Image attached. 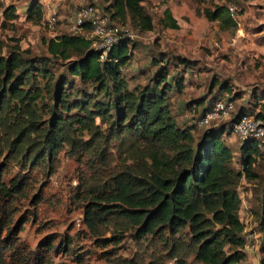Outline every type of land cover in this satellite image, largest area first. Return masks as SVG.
I'll return each instance as SVG.
<instances>
[{
  "label": "trees",
  "instance_id": "obj_1",
  "mask_svg": "<svg viewBox=\"0 0 264 264\" xmlns=\"http://www.w3.org/2000/svg\"><path fill=\"white\" fill-rule=\"evenodd\" d=\"M102 1L112 21H127L139 32L153 28L142 0ZM0 9L5 21L15 18L13 5L3 8L0 1ZM201 14L217 21L221 29L235 26L226 4L204 8ZM41 16L39 2L32 1L26 17L38 21ZM158 23L162 28H178L168 8ZM45 46L52 58L66 61L57 76L48 69L49 59L30 57L17 45L0 55V156L6 149L7 162L19 165L6 183L1 179L6 164L0 170V232L6 231L0 248L8 250L16 264L30 259L39 263L36 255L29 258L30 252H20L11 237L19 225L10 228L12 202L24 195L31 169L51 172L57 153L65 148L64 153L83 160L92 173L99 174L109 166L108 150L114 148L122 156L121 168L107 172L103 181L92 178L82 191V220L95 242L113 247L118 237L128 233L138 243L158 241L164 257L175 264H241L244 226L238 216L236 183L242 177H259L255 165L264 161V142L240 143V169L234 170L231 150L221 137L230 134L232 124L243 115L264 121V103L257 105L258 99L264 100V87L252 93L257 111L240 106L228 121L203 128L193 143L191 127L177 126L170 115L168 92L180 90L182 83L181 78L173 82L177 76L170 74L165 59L151 58L155 69L143 87L129 89L121 68L131 58L134 43L130 39H119L102 59L101 50L93 48L92 40L81 33L56 35ZM68 77L91 84L92 92L72 89ZM220 85L230 91L224 82ZM216 101L215 97L206 104L201 101L196 118ZM43 113L48 119L42 123ZM258 220V231L264 234V181ZM110 226L111 235L99 238ZM64 243L67 246L70 239ZM45 245L50 250L51 243ZM261 249L264 253V244ZM122 264L142 263L131 258Z\"/></svg>",
  "mask_w": 264,
  "mask_h": 264
},
{
  "label": "rangeland",
  "instance_id": "obj_2",
  "mask_svg": "<svg viewBox=\"0 0 264 264\" xmlns=\"http://www.w3.org/2000/svg\"><path fill=\"white\" fill-rule=\"evenodd\" d=\"M0 1L3 8L13 5L16 15L5 21L0 9V55H6L9 47L17 45L30 57L49 59L47 66L54 76L64 70L66 61L54 59L47 53L45 42L48 39L72 33L93 38L89 30L73 32L70 29L79 8L91 5L98 16L107 17L117 26L127 27L134 47L130 48V60L121 68L122 79L129 89L142 88L155 69L150 63L151 58L165 59L170 74L177 76L173 82L181 78L182 83L180 90L168 92L169 112L177 126L191 127L193 143L203 128L228 121L240 106L252 108L253 113L259 109L254 107L252 93L258 94L264 87V0H142L141 4L151 14L153 23V28L146 32L137 31L127 21L124 24L112 21L109 12L104 9L107 4L102 0ZM32 1H38L41 7L42 16L38 21L26 17V9ZM215 4L236 7L233 28L221 29L217 21H209L201 14L202 9H212ZM165 8L176 19L177 29L162 28L158 23ZM50 16L54 18L52 25L46 22ZM179 59L186 60L187 65L180 63ZM68 78L72 89L92 92L91 84H82L77 77ZM221 82L228 86L229 92L221 88ZM213 97L217 100L230 98L232 112L211 121L207 126L198 125L199 104L201 101L206 104ZM52 102L49 100L48 103ZM260 103H264V100L258 99L257 105ZM47 119V114L43 113L42 123ZM221 140L231 150L232 168L239 170L240 141L231 133L222 135ZM261 141L264 142V136ZM64 150L57 153L51 172L42 168L31 169L30 184L24 195L12 202L10 228L16 224L19 226L11 237H14L20 252H30L29 258L36 255L38 264H122L131 258L142 264H175L173 259L164 257L156 240L138 243L131 234L125 233L118 237L113 247L112 244L101 246L95 242L82 220V191L92 182V178L103 181L108 177L107 172L120 169L122 161L119 158L122 156L110 148L109 166L101 168V172L96 174L83 160L70 157ZM8 156L6 149H3L0 170L6 164L7 170L1 178L5 183L19 169L18 164L7 162ZM255 172L258 178L248 180L242 177L236 183L240 199L238 216L244 230L253 235L250 247L244 249L241 264H262L264 257L261 249L264 234L258 231L264 161L259 160ZM112 230L110 226L99 238L109 237ZM5 233L4 229L0 232V246ZM65 238L70 239L67 246ZM47 241L51 243L48 251L45 250ZM1 253L2 264H16L15 257L9 255L8 250ZM25 264H34V261L30 259Z\"/></svg>",
  "mask_w": 264,
  "mask_h": 264
},
{
  "label": "built area",
  "instance_id": "obj_3",
  "mask_svg": "<svg viewBox=\"0 0 264 264\" xmlns=\"http://www.w3.org/2000/svg\"><path fill=\"white\" fill-rule=\"evenodd\" d=\"M229 17L235 21L236 7L227 5ZM107 17L98 16L96 9L91 5L79 8L73 17L70 29L73 32L89 30L92 37V47L101 50L99 59H102L105 52L115 44L119 39H130L131 33L127 27L115 25L108 21ZM46 22L49 25L54 23V18L50 16ZM232 101L217 100L197 121L198 125H209L211 121L226 116L232 112ZM230 133L234 135L240 143L250 139H261L264 136V121L254 115H243L230 128ZM243 248L248 249L250 240L253 237L251 233L242 231Z\"/></svg>",
  "mask_w": 264,
  "mask_h": 264
}]
</instances>
